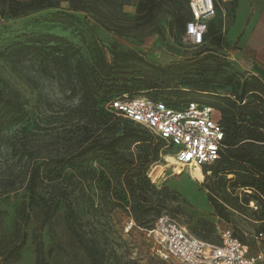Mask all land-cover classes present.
Segmentation results:
<instances>
[{
  "label": "rangeland",
  "instance_id": "1",
  "mask_svg": "<svg viewBox=\"0 0 264 264\" xmlns=\"http://www.w3.org/2000/svg\"><path fill=\"white\" fill-rule=\"evenodd\" d=\"M130 1L123 5V14L116 17L98 5L80 4L77 8L83 7V10L69 11L76 16L70 26L50 21L51 13L68 10L70 4L64 0L58 7L31 10L16 17L0 5V95L24 103L26 111L19 122L5 120L0 123V247L20 238L25 230L27 241L22 251L23 259L21 257L17 263L34 262L38 241L44 243L43 248L47 251L51 234L58 238L62 232L60 220L41 227L43 209L40 207L25 209L26 222L21 218V212L16 214V207L22 211L28 201L25 185L30 169L60 155L74 163L76 153L83 145L79 138L84 127L90 134L98 136L102 133L98 125L101 111L117 118L102 95L94 103L82 96L76 84L74 66L69 70L26 52L17 54L15 43L21 39L18 35H61L80 49L83 62L89 64L94 62L97 52L101 53L103 61L110 63L116 52L132 51L162 68L171 63L189 65L187 70L175 72L169 87L156 84L157 88L149 89L146 88L149 68H142L136 80L129 84L136 86L127 92L129 96H160L176 104L188 98L208 102L212 94H232L236 83L248 76L228 53L218 14L209 23L207 40L194 45L185 33L169 29L171 17L165 12L159 13L152 22L136 20V5L134 0ZM219 116L213 107L214 119ZM147 135L150 141L158 140L151 132ZM148 143L133 149L135 162L139 154L149 152ZM168 156L173 157V151L164 144L158 160L147 173L153 187L146 186L140 196L132 195L125 184L115 181L104 170L106 164L102 158L92 159L88 155L90 158L84 163L88 167L86 171L93 168L95 172L87 175L85 181H78L76 173L72 175L68 190L72 193L84 191L90 196L80 209L87 222L84 226L86 235L92 237L96 227L101 234V264H177L173 259L163 260L155 255L153 239L147 232L162 214L172 217L188 233L209 243H218L221 231L229 229L247 247L249 255H262L259 262L262 264L264 202L251 191L232 187L226 181L231 175L226 179L213 176L209 172L211 165L203 167L207 173L201 169L203 178L199 180L194 177L196 173L191 175L188 169L173 165ZM65 172L74 173L68 168ZM51 176H56L55 169ZM108 181L111 184L109 192L106 191ZM61 184L64 183L59 186ZM49 191L51 187L42 190L44 194ZM104 194L107 195L105 200ZM94 210L99 211L97 218H94ZM17 220L18 228L15 226ZM130 221L133 225L126 230ZM68 244L72 264H93L90 253L82 251L74 237H69ZM50 259L51 256L46 260L49 264ZM0 264H6L2 258Z\"/></svg>",
  "mask_w": 264,
  "mask_h": 264
},
{
  "label": "trees",
  "instance_id": "2",
  "mask_svg": "<svg viewBox=\"0 0 264 264\" xmlns=\"http://www.w3.org/2000/svg\"><path fill=\"white\" fill-rule=\"evenodd\" d=\"M60 1L62 0H0V5L16 17L31 10L58 7ZM64 1L70 4L68 10L51 13L50 21L63 23L66 26L73 25L76 20V16L69 12L70 10H83V7L77 8L80 4L82 6L89 4L92 7L98 5L106 13L116 17L117 14H123V5L131 2L130 0ZM134 4L136 5V20H142L144 23L154 21L161 12L167 13L171 17L168 22L170 30L184 33L186 23L191 19L188 0H134ZM208 28L209 22L204 42L209 36ZM18 36L21 39L15 43L17 54L26 52L41 58L46 63L69 70L74 66L76 84L82 96L92 103L96 102L99 95H102L106 104L123 95L134 97L135 95L129 96L127 92L129 93L136 86H129V84L136 80L142 68H149L146 71L148 75L146 88L149 89L157 88L156 84L169 87L176 76L175 72L187 70L189 66L188 64L171 63L165 67L168 68L167 70L145 61L132 51L116 52L110 63L103 61L101 53L97 52L94 62L89 64L83 62L80 49L61 35L21 33ZM211 96L209 101L204 103L219 112L218 122L223 128L224 138L219 158L209 164L211 165L209 172L213 176H222L225 179L231 175L232 177L227 178L226 181L231 183L232 187L251 191L264 202V84L258 77L248 74L236 83L232 94H212ZM148 97L161 100L173 107H179L188 101L195 100L188 98L176 104L160 96ZM111 112L117 118L114 116L112 118L109 113L101 111L102 115L98 120V125L102 129L100 135L94 136L90 134L87 127H84L83 135L79 138V143L83 145L77 151V159L74 163L66 161L65 156L60 155L35 164L30 169L25 185L28 201L22 211L16 207V214L19 215L21 212V218L26 222L28 214L25 213V209L40 207L43 209L41 227L46 224L51 226L53 221L60 220L62 228L58 238L51 234L47 251L43 248L44 243L41 240L38 241L34 264H49L46 261L49 256H51L50 264H72L68 249L69 237L75 238L82 251H86V254L90 253L93 264L102 263L103 251L99 247L101 234L96 227L92 237L86 235L84 226L87 222L80 209V205L90 200V196L84 191L72 193L68 190L73 174H77L78 181H85L87 175L95 172L93 168L86 171L88 167L84 163L88 158H102L106 164L104 170L108 171L115 181L125 184L132 195L137 193L140 196L146 186L153 187L147 173L150 166L158 160L160 149L165 142L159 138L157 141H150L147 135L149 130ZM25 114L24 103L0 95V123H4L5 120L19 122ZM145 142H149V152L144 155L138 153V161L135 162L133 149L139 148ZM67 168L72 169L74 173L67 174L65 172ZM54 169L56 176L52 177ZM207 171L206 168L202 170L203 173ZM60 183L64 184L59 186ZM110 186L108 181L107 192ZM45 187H51V191L47 194L42 192ZM105 198H107L106 194L103 195L104 200ZM98 212L94 210V218H97ZM15 226L17 228L20 226L18 220ZM26 241L27 233L23 230L20 238L0 247V258L4 263L19 261ZM88 242H90L89 246H87Z\"/></svg>",
  "mask_w": 264,
  "mask_h": 264
},
{
  "label": "built area",
  "instance_id": "3",
  "mask_svg": "<svg viewBox=\"0 0 264 264\" xmlns=\"http://www.w3.org/2000/svg\"><path fill=\"white\" fill-rule=\"evenodd\" d=\"M188 6L191 19L184 33L192 44L201 45L208 22L217 13V3L215 0H188ZM107 106L163 140L171 147L179 167L189 171L196 167L202 169L219 158L224 131L213 117V107L204 102L191 100L173 107L145 95H123L112 99ZM132 225L130 221L125 229ZM147 232L153 239L155 255L163 260L173 259L177 264H260L262 260L261 254L249 255L247 247L229 229L221 231L218 243H209L162 214Z\"/></svg>",
  "mask_w": 264,
  "mask_h": 264
},
{
  "label": "crops",
  "instance_id": "4",
  "mask_svg": "<svg viewBox=\"0 0 264 264\" xmlns=\"http://www.w3.org/2000/svg\"><path fill=\"white\" fill-rule=\"evenodd\" d=\"M215 1L231 59L264 84V0Z\"/></svg>",
  "mask_w": 264,
  "mask_h": 264
},
{
  "label": "bare ground",
  "instance_id": "5",
  "mask_svg": "<svg viewBox=\"0 0 264 264\" xmlns=\"http://www.w3.org/2000/svg\"><path fill=\"white\" fill-rule=\"evenodd\" d=\"M168 158H169V160L171 161V163L173 164V165H176V163H175V160H174V158L173 157H171V156H168ZM169 163V162H168ZM201 171V169H200V167H196V168H191V170L189 171L190 172V174L192 175L193 173H196L195 175H194V177L196 178V179H199V180H201L202 178H203V174L200 172ZM177 173H179V171L177 170Z\"/></svg>",
  "mask_w": 264,
  "mask_h": 264
}]
</instances>
